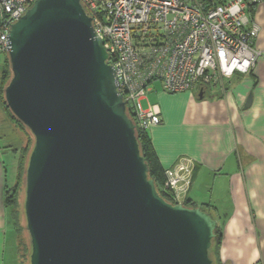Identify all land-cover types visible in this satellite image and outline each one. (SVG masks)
I'll return each instance as SVG.
<instances>
[{
	"label": "water",
	"instance_id": "1",
	"mask_svg": "<svg viewBox=\"0 0 264 264\" xmlns=\"http://www.w3.org/2000/svg\"><path fill=\"white\" fill-rule=\"evenodd\" d=\"M8 41L4 98L34 136L23 203L28 264H214L218 219L167 200L150 177L81 0H34Z\"/></svg>",
	"mask_w": 264,
	"mask_h": 264
},
{
	"label": "crops",
	"instance_id": "2",
	"mask_svg": "<svg viewBox=\"0 0 264 264\" xmlns=\"http://www.w3.org/2000/svg\"><path fill=\"white\" fill-rule=\"evenodd\" d=\"M251 15L260 27L254 45L263 53L251 72L233 75L224 86L176 93L154 81L147 91L153 100L145 106L161 108L162 121L149 133L162 166L182 156L195 161L188 198L219 221L220 264H264V2ZM0 104V120H10ZM8 126L0 128V264H19L18 234L6 202L17 153L12 142L1 141L3 132L9 137Z\"/></svg>",
	"mask_w": 264,
	"mask_h": 264
},
{
	"label": "built area",
	"instance_id": "3",
	"mask_svg": "<svg viewBox=\"0 0 264 264\" xmlns=\"http://www.w3.org/2000/svg\"><path fill=\"white\" fill-rule=\"evenodd\" d=\"M34 0H0V51L7 53L11 24ZM110 53L137 128L161 123L158 103L142 100L154 81L171 93L224 86L251 72L262 51L251 8L264 0H81ZM195 161L182 156L165 169L162 189L175 203L188 198Z\"/></svg>",
	"mask_w": 264,
	"mask_h": 264
},
{
	"label": "trees",
	"instance_id": "4",
	"mask_svg": "<svg viewBox=\"0 0 264 264\" xmlns=\"http://www.w3.org/2000/svg\"><path fill=\"white\" fill-rule=\"evenodd\" d=\"M1 69H2L1 70L2 83L0 85L1 102L6 108V110L8 111L11 119L15 121L21 129L29 133L28 127L14 116L12 111L6 105V101L4 98V85L11 76L10 61L7 55L5 56V59L1 63ZM128 111H129V114L134 118L133 114L130 111V108H128ZM137 134H138L139 142L141 145L142 154L145 156L147 162L149 163L150 177L155 178L157 185H158V189L165 196V198L167 200L174 202L172 194L162 189V185L165 179V169L166 168L162 166L161 161L157 155L151 134L149 133V129L146 130V129L137 128ZM10 147H12L15 150V152L19 154V156H18L16 182L13 185L8 186V189L6 191V202H7V205L11 208L12 218H13L14 225H15V228L18 234L19 255L21 259L27 258L29 260L30 239H29V235L27 232L25 215H23L24 218L21 219L20 211H19L20 209L19 206L21 204V200H20L21 188H23L22 186L25 184V174H26V167H27V162H28L27 157L29 154V146L26 145L24 147L19 148L17 146L10 145ZM185 204H188L190 206L196 205V203L189 200V198H187V200L185 201ZM219 244H220V237H219V226H218L216 229V237L213 239V244L210 248V255L214 261V264H220V262L218 261V256H217Z\"/></svg>",
	"mask_w": 264,
	"mask_h": 264
},
{
	"label": "rangeland",
	"instance_id": "5",
	"mask_svg": "<svg viewBox=\"0 0 264 264\" xmlns=\"http://www.w3.org/2000/svg\"><path fill=\"white\" fill-rule=\"evenodd\" d=\"M6 55H7V53L0 51V80H1V83H2L1 63L5 59ZM156 82H158V83L160 82L161 83V81H156ZM1 83H0V85H1ZM6 83H5V85H6ZM160 83L157 85L159 88H160V85L162 84V83L161 84ZM5 85H4V88H5ZM147 97L148 98H145V99L142 100V103L144 104V106L147 105L148 101H152L153 100L148 95H147ZM3 116H5V111L2 109L1 104H0V118L3 117ZM9 118H10V120H6V121L0 120V128L1 129H4L5 125L9 123V126H8L9 137H8L6 132H3V134L1 135L2 143L3 144H7V143L12 142L13 146H17L19 148L24 147V146L27 145V146H29V154H30V151H31V149L33 147V144H34V136H33V134L31 133L30 130H29V133H27L25 130L21 129L17 125V123L11 119L10 116H9ZM29 154H28V157H29ZM18 156H19V154H17V162H16V165H15V176H14V180H13L12 185L16 182V174H17V167H18ZM22 187L23 188H21V193H20L21 204L19 206L21 219L24 218L23 217V215H24L23 214L24 213V209H23L24 205H23V203H24L25 184ZM28 263H29V260L27 258H25V259L22 258L21 263H19V264H28Z\"/></svg>",
	"mask_w": 264,
	"mask_h": 264
}]
</instances>
